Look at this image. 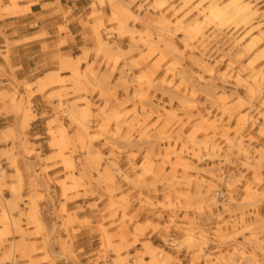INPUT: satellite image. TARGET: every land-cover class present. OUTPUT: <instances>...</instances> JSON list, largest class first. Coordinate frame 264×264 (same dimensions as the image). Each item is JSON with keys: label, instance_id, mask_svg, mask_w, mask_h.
Wrapping results in <instances>:
<instances>
[{"label": "rangeland", "instance_id": "374dc122", "mask_svg": "<svg viewBox=\"0 0 264 264\" xmlns=\"http://www.w3.org/2000/svg\"><path fill=\"white\" fill-rule=\"evenodd\" d=\"M89 9L88 45L53 56L36 81L51 88L36 140L41 171L63 169L46 178L60 188L59 226L46 227L36 184L21 198L17 137L3 131L17 183L0 163V264H59L52 242L73 264H264V0ZM25 86V102L0 91L24 124Z\"/></svg>", "mask_w": 264, "mask_h": 264}, {"label": "crops", "instance_id": "0c3cea01", "mask_svg": "<svg viewBox=\"0 0 264 264\" xmlns=\"http://www.w3.org/2000/svg\"><path fill=\"white\" fill-rule=\"evenodd\" d=\"M0 91L10 93L12 88L18 91L17 100L21 96L26 101L28 91L25 85H30L32 96L30 97V115L34 118L26 124L23 116L15 115L11 112L8 100L0 103V151H6L11 147V141L2 140L3 131L9 130L7 135L17 137L14 148L11 150L15 158L16 168L20 173L21 198L26 199L32 194V184H36L37 190L33 195H42L44 202H39L38 206L45 209L43 221L46 227L53 224L59 226V219L54 216V211L59 210L62 202L59 194L60 188L53 185L48 187L47 176L62 173V166L51 168L47 174L41 170L43 163L39 159H44L47 154L41 153V144L36 138L46 132L45 125L52 117V110L46 96L51 88L43 93L36 90L38 87L37 78L41 79L42 70H54L55 62L53 56L57 54H72L79 51L83 46L88 45L90 29L85 26L90 14L91 0H0ZM107 14L108 9L104 8ZM62 27L64 31L58 29ZM65 41L60 46L61 41ZM38 74V75H37ZM38 76V77H37ZM55 104V101H52ZM27 136L28 143L36 148L32 154L27 155L24 150L23 140ZM41 153L37 158V154ZM44 156V157H43ZM2 169L6 175L4 184L7 187L17 183L15 170L8 166L5 159H1ZM6 199H10V192L5 190ZM49 199H52L50 201ZM26 202V201H25ZM85 204V203H84ZM71 209L72 203L66 204ZM20 209L28 211L20 205ZM51 215V218L49 216ZM16 216V213H15ZM25 225V222L22 221ZM32 231V228L29 229ZM64 236V235H62ZM39 247L41 244L38 245ZM74 252L79 249V244H75ZM49 250H52L60 257L59 264H73L70 259L63 255L62 247L52 242ZM80 256V255H78Z\"/></svg>", "mask_w": 264, "mask_h": 264}]
</instances>
